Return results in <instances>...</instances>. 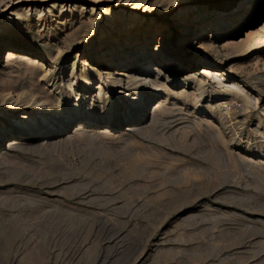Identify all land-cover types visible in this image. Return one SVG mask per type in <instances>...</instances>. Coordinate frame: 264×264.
Returning a JSON list of instances; mask_svg holds the SVG:
<instances>
[{"label":"rangeland","instance_id":"obj_1","mask_svg":"<svg viewBox=\"0 0 264 264\" xmlns=\"http://www.w3.org/2000/svg\"><path fill=\"white\" fill-rule=\"evenodd\" d=\"M82 1L85 7L92 3ZM155 1L152 14L168 4ZM224 1L177 0L155 22H169L171 29L177 22L191 24L207 2L214 10L217 4L224 9ZM99 4L113 7L116 0ZM188 5L194 9L180 13ZM235 5L236 0L230 7ZM253 6L228 12L241 14L234 27L219 35L213 29L204 33L215 43L212 50L199 47L202 22L181 49L174 48L176 36L167 43L164 72L171 92L183 89L182 75H203L207 65L222 72L203 78L197 103L165 100L163 90L140 88L146 102L138 113L152 111L158 101L161 108L139 132L126 131L123 99L107 134L101 130L108 118L98 115L92 129L70 141L33 143L6 153L0 163V264H264V145L256 142L264 135V7L258 16L248 15ZM30 26L16 35L44 53L47 45ZM83 33L77 29L75 36ZM98 46L95 40L92 52ZM151 47L136 55L142 70L148 68L143 60ZM66 50L58 64L81 54L75 42ZM7 51L0 52V62ZM231 83L242 86L247 105L222 93ZM106 88L117 87L106 83Z\"/></svg>","mask_w":264,"mask_h":264},{"label":"bare ground","instance_id":"obj_2","mask_svg":"<svg viewBox=\"0 0 264 264\" xmlns=\"http://www.w3.org/2000/svg\"><path fill=\"white\" fill-rule=\"evenodd\" d=\"M81 1L0 0V52L8 50L6 58L0 62V163L8 156L6 153L20 147L33 143L43 145L53 141H70L77 136L75 134L92 129L99 120L98 115L108 118L107 127L101 130L107 134L111 114L118 107V101L123 99L127 100L123 111V122L129 124L126 131L139 132L145 126V119L150 117L153 120L161 108L158 101L152 111L148 112L150 107H146L144 110L147 112L138 113L137 109L146 102L140 88L151 87L155 92L163 90L165 100L171 96L172 99L192 98L197 103L204 87L203 78L207 75L219 76L222 72L207 65L203 68V75L193 72L182 75L183 89L171 92L166 84L169 73L164 72L167 43L176 36L177 45L174 48L181 49L196 23L202 22L205 28L197 35L199 47L212 50L215 43L205 39L204 33L213 29L219 35L241 21V14L236 15V11L230 14V10H239L250 3L257 6L246 10L247 14L258 16L264 7V0H236L237 6L234 8L230 6L235 0H225L222 4L224 9L217 4L212 10L207 2L204 10L191 18L195 20L191 24L183 21L173 26V29L179 28L176 34L171 29L172 24L167 22L163 26L156 23L155 16L162 15L166 11L165 6L173 7L177 0H168L165 6L159 4L156 8L158 14H152L155 0H116L113 7L100 5L102 0H92L91 5L85 7ZM191 6L188 5L190 8L186 12H179L190 13L194 9ZM223 16H227L225 20ZM208 17L209 22L213 21L210 26L207 25ZM31 23L34 24L37 38L47 45L44 53L28 47L29 41L21 42V36L16 35L23 28L29 30ZM72 25L74 27L71 28ZM52 28L56 31L51 32ZM80 28L84 33L76 37L75 31ZM59 30L63 34L58 36ZM69 38L70 43L75 42L81 49V54L76 53L70 64H58L63 54L68 52ZM95 40L99 46L92 52ZM149 45L152 46L151 55L143 60V65L147 64L148 68L142 70L136 66L142 62L136 55H146ZM81 55L83 57L79 59ZM106 83L117 88L109 91ZM188 88L191 90L188 91ZM221 90L240 102L241 106L249 103L248 95L244 94L238 83H231ZM74 123L78 124L70 132ZM258 136L262 139L256 142L264 145V135ZM6 137H10V140L4 145ZM250 139L243 141L246 148L251 143Z\"/></svg>","mask_w":264,"mask_h":264}]
</instances>
